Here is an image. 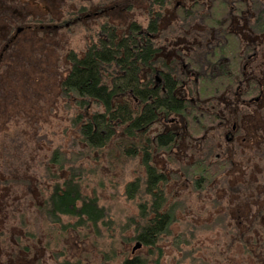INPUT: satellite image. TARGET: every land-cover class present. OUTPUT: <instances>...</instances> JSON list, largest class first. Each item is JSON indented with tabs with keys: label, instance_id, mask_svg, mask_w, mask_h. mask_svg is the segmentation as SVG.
Segmentation results:
<instances>
[{
	"label": "trees",
	"instance_id": "trees-1",
	"mask_svg": "<svg viewBox=\"0 0 264 264\" xmlns=\"http://www.w3.org/2000/svg\"><path fill=\"white\" fill-rule=\"evenodd\" d=\"M131 3L132 0H0V76L9 68L8 58L13 52L12 43L17 39L14 37L17 29H23V33L28 30L34 33L57 34L61 37H65L67 32L69 35L74 31L79 32V29L91 34L94 31V37L86 42L84 50L77 52L72 48L65 55V50L70 44H64L61 50L63 60L58 77L61 98L65 99V104H75V108L72 112L68 109V118L64 119L66 125L61 122L59 128L64 126L61 129L63 131L70 128V134L77 132L80 138L76 136L73 139L68 132L67 137L71 139L67 140L68 143L66 141L67 151L62 149V144L47 143L46 153L44 152L42 158L37 157L34 165L29 162L21 164L25 167L19 176L18 186L33 189L40 185L35 189L40 190V198H35L33 192H25L24 195L28 194L29 198L16 199L17 202L27 201L23 203L26 205L22 204L21 209H13L12 202L9 206L0 208L1 216L10 217L4 218V222L0 224V264H11L10 258L13 255H19L20 263L17 264H86L79 257L74 261L69 256L65 247L66 241L62 242L63 238L69 235L80 240L84 235L85 238L91 237L92 241L96 236L104 237V244L106 247L109 245V250H104L105 263L118 259L117 264H162L165 252L161 242L169 228L178 222L183 206L181 198L184 194L180 195L179 199L177 189H169L171 176L166 171L159 170L154 159L155 151H168L173 140L169 141V136H160L156 145H153L146 134L150 125L159 121L162 114H181L187 107L190 110L194 107L190 102L188 106L187 101L185 103L175 95L176 84L171 80H168V92L165 95L158 94L151 99L149 94L142 93L143 89L140 88L136 77L137 66L133 60L142 54L144 49L134 48L130 53L128 47L139 46L146 40L135 41L127 34L119 40L116 34L120 28L110 26L109 23L125 15L126 24L121 29L130 24V31L136 32L139 25L147 27L150 20L157 18L161 19L158 23L161 26L166 25L168 19L173 20V28L185 27L181 24L198 22L200 18L196 13L192 18L187 17L183 15L182 10L164 18L163 14L174 7L172 0H154L149 3V8H144L141 13L130 7ZM252 4L250 7L251 2L248 0H205V25L231 27L233 16L252 8L255 13L259 10V15L252 18L248 14L245 15V25L250 27L258 41H261L264 35V3L258 9ZM100 9L108 11V14L94 17L96 12H101ZM78 14L86 15L83 22H74ZM69 22L71 23L67 26L66 23ZM240 23L239 26L242 25ZM245 42V39L238 36L230 38L229 46L225 50L228 53H222L221 56L238 65L241 46L249 48V44ZM122 49H126L124 58ZM121 71H126L127 75L118 78L117 75ZM105 73L109 75L108 83L103 79ZM229 86L231 82L226 80L216 84L215 81L201 78L196 89L199 97L195 100L202 103L210 101ZM124 91L132 96H122ZM0 93L5 94L2 90ZM5 99L0 98V135L4 133V139L0 138V172L12 174L14 171L7 165V155L10 140L16 137L7 133L9 119L14 117L8 113ZM79 140L83 147L76 152L74 147ZM95 156L97 158H94ZM88 157L92 164L100 161V164L106 166L105 172H109L104 174L103 180L101 179L102 186L107 181H110L113 187L120 186L115 184L116 175L113 173L128 168L131 163L137 164L136 170L139 174L132 177L136 179H129L124 188L120 189L121 192L113 195L119 196L125 203L134 205L135 211L126 217L125 223H117L114 220L110 209L102 202L95 189L89 193L84 189L89 176L96 173L92 164L91 169L86 166L85 160ZM38 167L44 174L41 177L43 183H40L36 176H31L38 172ZM223 169V166L215 169L212 165L206 166V171H203V168L199 169V162L195 163L192 173H200V178L196 180L197 189H194V192L202 193V187ZM5 183L7 178H0V185ZM12 187L15 188L14 185ZM263 191L264 189L260 190ZM256 192L255 189H250L245 191V194L255 196ZM257 194L264 198V193ZM28 205L34 206L30 213L33 220L26 222V217L21 215L28 212L24 210ZM31 218L28 216V219ZM15 223L20 226L15 230L21 231L12 233L10 229L11 226L16 227ZM32 225L39 227V237L30 232ZM53 227L55 231L52 230ZM261 229L262 236L260 240H254L253 248L264 246V224ZM119 235H122L121 242L115 239V236ZM182 235H179L178 242L174 244L176 247L182 241ZM51 238L58 246L56 253L49 249ZM132 242L140 244L145 253L122 256L126 254L125 245ZM263 252L251 262L241 258L236 264H264Z\"/></svg>",
	"mask_w": 264,
	"mask_h": 264
},
{
	"label": "rangeland",
	"instance_id": "rangeland-1",
	"mask_svg": "<svg viewBox=\"0 0 264 264\" xmlns=\"http://www.w3.org/2000/svg\"><path fill=\"white\" fill-rule=\"evenodd\" d=\"M253 3L258 9L262 7L264 0H253ZM172 4H175V2ZM124 18L125 15L119 16L116 21L110 22L109 25L121 28L126 24ZM172 23L173 20L168 19L164 26H171ZM193 25H196V23L184 22L181 24V26ZM92 32V34L91 32L86 33L84 30L79 29V32L74 31L71 35L67 32L65 37H61L57 34L34 33L27 30L12 43L11 51L13 52L8 58L9 68L0 76V90L6 94L7 99H5V94L1 93L0 98L5 99L8 104V113L14 117L9 119L7 133L14 134L16 138L13 137L10 140L9 154H6L9 158L7 165L11 166L14 172L12 174H1L0 172L1 179L3 177L7 178V183L0 185V208L7 207L12 202L14 204L13 209H21L22 204L27 203V201L17 202L16 199L29 198L28 194L24 195L25 192H33V196L39 200L40 190L35 189H38L40 185L35 186L33 189L18 186L19 176L22 175L25 167L21 164L29 162L34 165L37 161L36 158H42L44 152L46 153L47 143L62 144V149L67 151V140L71 139V136L74 137L73 139L76 136L79 137L77 132L70 134V131H68L70 128L64 131L61 130L64 126L59 128L60 123H65L64 119L68 118L66 116L68 109L72 112V109L75 108V104H65V99L61 98L62 91L58 82L63 60L61 50L64 44H70L65 50V55L72 48L77 52L84 50L86 42L94 37V31ZM62 101L64 104H62ZM257 122L260 125L259 133H264V123ZM256 128L258 129V126ZM68 132L69 138L67 137ZM3 137L4 133L0 135V138ZM80 142L79 140L76 145L74 144L76 152L83 147L82 142ZM209 145L210 142H207L206 147L199 148L200 151H198L199 153L195 158L208 154L207 148ZM262 145H264V141H262ZM210 148L212 152V147L210 146ZM189 149L190 146H188L187 141L181 139L177 148L173 151L159 152L156 157L159 170L163 172L178 170L174 158H181L182 154L187 155V157L185 156L184 159L186 160L179 164L186 166L187 163H190L188 162V158L191 157L190 152H188ZM177 151H179V156L176 154ZM257 151L263 154L264 146L263 148L259 147ZM94 158H97V156ZM85 164L91 169L92 162H90L89 157L85 160ZM92 166L96 169V173L89 176L84 189H87L88 193L95 189L101 196L102 202L110 209L112 217L115 218L114 220L117 223H125L126 217L130 213H134V205L128 202L125 203L119 196L113 197V195L114 193H120V189L124 188L129 179H136L132 177L139 174V171L136 170L138 169L137 164L135 162L131 163L128 168L125 167L124 170L119 169L113 173L116 175L115 184L120 185L118 187H113L110 181H107L106 184L103 183L102 186L101 179L103 180L104 174L109 172H105L106 166L100 164V161L93 162ZM41 170L38 167V172L33 173L31 176H36L37 179H40V183H43L44 180L41 177L44 174ZM100 170L102 172H99ZM228 174L229 171L221 177H214L205 185L202 193L188 194L189 208L180 214L178 222L169 228L167 235L164 236L161 242L165 252L161 260L162 264H236L241 258L244 261L251 262L255 256L261 255L264 246L253 247L255 246L254 240H260L262 235L257 236V233L252 231L264 222L262 220L264 218L261 219V215H258L261 209L258 208L257 210L256 208V205L260 204L261 201L245 194V191L250 190L247 184H238L234 189L232 187L233 179L230 175L227 176ZM21 182L25 183L24 181ZM179 185H181L180 182ZM2 200L6 202L3 203ZM33 209L34 206L30 207L29 205L24 209L28 212H24L21 216L26 217V222L33 220L30 216ZM28 216L31 219H28ZM8 217L9 215H0V224L4 222V218L8 219ZM15 224L16 227L11 226L12 233L21 231L18 230L19 223ZM26 224L28 225V223ZM16 228L18 229L15 230ZM29 230L31 233H35L36 237H39L40 231L37 225H32ZM52 230L55 231V228L53 227ZM180 234H183L182 241L176 247L174 244L178 242ZM121 236H115V239L121 242ZM51 237H53V234H51ZM81 238L80 240L76 236L69 235L62 240V242L66 241V250L74 261H76L75 258L79 257L86 264L118 263V259L113 262H104V250H109V245L106 247V244H104V237L96 236L93 241L91 237L85 238L84 235ZM136 246L137 244L133 242L126 244V254L122 256H135L145 253V250L141 248L135 249ZM49 249L54 253L59 250L53 238H51ZM10 261L11 264L20 263L19 255H13Z\"/></svg>",
	"mask_w": 264,
	"mask_h": 264
},
{
	"label": "flooded vegetation",
	"instance_id": "flooded-vegetation-1",
	"mask_svg": "<svg viewBox=\"0 0 264 264\" xmlns=\"http://www.w3.org/2000/svg\"><path fill=\"white\" fill-rule=\"evenodd\" d=\"M152 1L154 0H132L129 6L141 13L144 8H149V3ZM248 1L251 2L250 7H252L253 0ZM173 2H175L174 7L163 14L164 18L182 10L183 15L187 17L192 18L193 14H198L200 21L195 22L196 25L193 26L173 28L159 25L161 19L157 18L150 20L147 27L139 25L136 32H131L128 24L125 29L124 27L119 29L116 38L121 40L127 34L135 41L146 40L139 46L128 47L130 53L134 48L144 49V52L133 60L137 66L136 77L140 88L143 89L142 93L149 94L151 99L158 94L165 95L168 92V80H171L176 84L175 95L182 98L185 103L187 101L188 106L190 102L194 107L191 108L192 110L187 107L181 114H162L159 121L150 125V130L146 134L153 145H156L160 136H169V141L173 140L169 152L177 148L181 139L187 141L190 146L188 151L191 155L188 158L190 163L186 166L179 164L186 160L185 156L187 157L182 154L181 158H174L178 170L167 172L171 176L169 189H177L179 199L180 195L184 194L181 198L182 214L189 208L188 194L197 193L194 189H197L196 180L200 178V173L197 175L192 173L193 165L197 162L199 169L203 168V171H206V166L214 165L215 169L223 166L224 169L218 176L221 177L229 171L227 176L232 177L234 189L238 184H247L250 189L264 193V191L260 192L264 189V153L257 151L259 147L264 146L262 145L264 133H259L260 125L257 122L264 123V35L261 37L262 40L258 41L253 30L245 25V15L248 14L250 18L254 15L258 16L259 10L255 13L250 8L243 13H237L232 17L231 27L206 26L205 0H172ZM100 10L101 12H94V17L108 14V11ZM262 15L264 16V12ZM85 18V14H78L74 22H83ZM70 23L66 25L69 26ZM238 23L242 25L239 26ZM18 30L15 38L23 33V29L21 32ZM235 36L245 39V43L249 44L246 45L249 48L241 46L238 65L230 63L226 57L221 56L222 53H228L225 50L229 46V39ZM125 54L126 49H122L123 58ZM126 75V71H121L117 77ZM108 78L109 75L105 73L103 79L107 83L110 81ZM201 78L215 81L216 84L226 80L231 82V86L210 101L202 103L195 100L199 97L196 89ZM122 96L132 95L124 91ZM207 142H210L207 148L209 153L195 158L200 151L199 148L205 146ZM154 154L157 162L158 152L155 151ZM176 154L179 156V151ZM202 188L205 189V185ZM257 192L255 196L251 194L250 197L261 201L256 208L261 209L258 215H261L262 219L264 198ZM262 224L257 229H252L257 236L262 235Z\"/></svg>",
	"mask_w": 264,
	"mask_h": 264
},
{
	"label": "water",
	"instance_id": "water-1",
	"mask_svg": "<svg viewBox=\"0 0 264 264\" xmlns=\"http://www.w3.org/2000/svg\"><path fill=\"white\" fill-rule=\"evenodd\" d=\"M21 31H22V29H19V30H18V32H21ZM138 248H140V244H137V246L135 247V249H138ZM135 249H134V250H135Z\"/></svg>",
	"mask_w": 264,
	"mask_h": 264
}]
</instances>
